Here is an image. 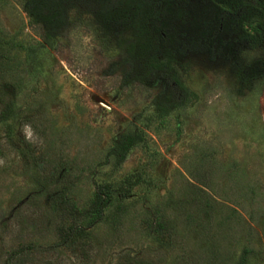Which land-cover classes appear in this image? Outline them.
Segmentation results:
<instances>
[{
	"label": "rangeland",
	"instance_id": "obj_1",
	"mask_svg": "<svg viewBox=\"0 0 264 264\" xmlns=\"http://www.w3.org/2000/svg\"><path fill=\"white\" fill-rule=\"evenodd\" d=\"M27 1L0 0V88L14 109L0 122V264L23 244H58L51 201L64 191L86 207L101 183L116 192L89 254L59 250L57 264H238L245 249L264 264V37L238 0H68L49 36ZM150 40H166L197 95L165 116L154 100L166 77L143 70ZM135 126L145 141L116 167L109 149ZM160 220L165 242L149 229Z\"/></svg>",
	"mask_w": 264,
	"mask_h": 264
},
{
	"label": "trees",
	"instance_id": "obj_2",
	"mask_svg": "<svg viewBox=\"0 0 264 264\" xmlns=\"http://www.w3.org/2000/svg\"><path fill=\"white\" fill-rule=\"evenodd\" d=\"M68 0H28L25 8L32 19L41 23L46 33L51 35L56 33L65 25V3ZM238 10V14L243 18L241 21L247 26L248 31L258 40L264 37V6L249 3L248 1L238 0L233 6ZM141 5L137 4L136 10L139 11ZM164 34V33H161ZM162 44V48L156 49L152 40L141 44L144 58L143 70L146 74L160 73L166 77L167 85L158 94L154 100L157 112L161 116L167 115L174 108L184 107L191 104L197 95L191 92L179 78L176 69L173 66V58L170 50ZM161 53V54H160ZM14 113L12 102L7 101L6 93L0 88V122L8 120ZM145 141V130L139 127L129 128L125 132L117 135L108 155L113 158L114 165L119 167L127 159L131 151L140 143ZM48 178V177H46ZM51 178V177H49ZM131 183L126 179V184L122 187L123 193L128 195L137 183ZM206 186L205 183H201ZM46 183L41 186L44 189ZM40 189V190H41ZM116 190L111 183H101L97 185L94 195L88 206L80 208L74 201L66 198L64 191L54 197L51 201V209L61 217V222L56 224V231L60 241L56 245L45 248L35 244L27 243L13 249L5 260V264H57V259L52 256L59 250H68L78 257L87 256L92 233L89 228L94 222L102 220L106 210L113 198ZM86 221V222H85ZM149 229L151 233L160 240L168 238L172 231V226L165 220L150 222ZM91 244V243H90ZM43 253L49 257L45 259ZM250 250L245 249L238 264H247ZM51 255V256H50ZM138 264H145L139 263Z\"/></svg>",
	"mask_w": 264,
	"mask_h": 264
},
{
	"label": "clouds",
	"instance_id": "obj_3",
	"mask_svg": "<svg viewBox=\"0 0 264 264\" xmlns=\"http://www.w3.org/2000/svg\"><path fill=\"white\" fill-rule=\"evenodd\" d=\"M24 134H25V139L29 142H31V136H32V130L29 125H24ZM0 165H3V160H0Z\"/></svg>",
	"mask_w": 264,
	"mask_h": 264
}]
</instances>
